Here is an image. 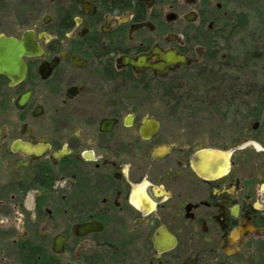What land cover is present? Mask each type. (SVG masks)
<instances>
[{
    "label": "flooded vegetation",
    "instance_id": "1",
    "mask_svg": "<svg viewBox=\"0 0 264 264\" xmlns=\"http://www.w3.org/2000/svg\"><path fill=\"white\" fill-rule=\"evenodd\" d=\"M167 2L0 0V264H253L264 250V75L252 59L225 78L216 145L173 122L166 89L200 63L208 21L192 9L168 33ZM169 51L191 63L157 71Z\"/></svg>",
    "mask_w": 264,
    "mask_h": 264
},
{
    "label": "rangeland",
    "instance_id": "2",
    "mask_svg": "<svg viewBox=\"0 0 264 264\" xmlns=\"http://www.w3.org/2000/svg\"><path fill=\"white\" fill-rule=\"evenodd\" d=\"M172 3L168 4L167 2L165 14L174 12L179 17L173 23H166L168 33L171 31L183 32L188 25L184 16L190 10L194 9L198 12L205 10L204 15L208 22L202 26L201 31L205 33L206 38L202 37L196 44L198 49L195 55V58L201 61L198 65L183 69L175 74L178 77H184L183 80H175L177 82L182 81L181 85L185 88L183 93L186 91L191 92L190 96L193 99L202 98L205 102L198 105L196 101L180 102L181 99H176L180 104L172 103V105L167 104V106L178 108L177 113L173 116V122L195 129L200 138L213 139L216 145V140L225 136V104L217 105L213 103L220 102V97L215 101L214 99H204L203 90L200 89L201 83L196 79H205L203 74L206 72L215 73L217 75L215 80L223 78L224 82L225 78L228 79V77L244 76L245 74L241 70L244 67L242 65L245 64V60L252 59L256 62H249L245 65L248 68H253L251 71L256 72H250L249 75L254 74L256 77L264 75L260 71L261 67L259 65L264 64V0H193V2L191 0H177V5L173 9L170 7ZM218 5L222 6L220 11L217 9ZM220 14L223 16L219 17ZM209 21L212 22L210 24L212 31L208 28ZM198 22L196 21L197 24ZM200 24L198 25L200 26ZM204 52L205 55L201 57L200 53ZM214 52L217 53V59L209 57ZM219 61L240 64L241 67L235 66L234 70H230L228 68L233 65L230 67L227 65L222 66L219 65ZM201 86L203 87V85ZM221 87L224 88L225 83ZM196 88H199L198 92H196ZM220 92L224 93L225 91ZM179 94L180 92H174L172 98ZM173 99L175 100V98ZM0 244L3 245L0 246V251L10 250L7 241L2 240ZM252 263L264 264V250L259 251L254 256Z\"/></svg>",
    "mask_w": 264,
    "mask_h": 264
},
{
    "label": "trees",
    "instance_id": "3",
    "mask_svg": "<svg viewBox=\"0 0 264 264\" xmlns=\"http://www.w3.org/2000/svg\"><path fill=\"white\" fill-rule=\"evenodd\" d=\"M211 59H217V53L214 52L213 54H211L209 56ZM224 61H219V65L225 66V63H223ZM234 67V66H232ZM206 72V71H205ZM205 79H196L199 81V83H201V85H203V87L200 85V89L203 90V97L204 99L207 98L206 100H210V99H214V101L220 97V102H213L214 104L217 105H224L225 104V92H220V91H225V87H221L225 82L224 79L222 78L221 80H215V78L217 77V75L215 73H211V72H206L205 74H203ZM201 78V77H200ZM203 80V81H202ZM182 81H178L175 83L174 86H168L167 87V91H171V92H180V94L178 96H175L173 98L175 99H181V102H194L196 101V104H201L204 103L205 101L202 100V98L199 99H193L192 96H190V93H188L187 91L185 93H183V91H185V88L181 85ZM219 83V84H218ZM211 89V90H210ZM213 89V90H212ZM196 92L199 91V88L195 89ZM211 92V93H210ZM201 99V100H200ZM211 103V104H213ZM180 104V103H178Z\"/></svg>",
    "mask_w": 264,
    "mask_h": 264
},
{
    "label": "water",
    "instance_id": "4",
    "mask_svg": "<svg viewBox=\"0 0 264 264\" xmlns=\"http://www.w3.org/2000/svg\"><path fill=\"white\" fill-rule=\"evenodd\" d=\"M173 19H175V15L174 14H169L168 15V20L169 21H172ZM186 19L188 21H193L194 20V13H190L186 16ZM17 46L21 48V56L23 57V55H28V51H26V49L24 48V45H23V42L21 44H19L17 42ZM164 57V60L165 62L164 63H161L159 64L158 66H155L154 68L158 71V70H165V73L166 74L168 71H169V66L171 65H189L191 62H190V59L185 56V55H181V54H177L173 51H169L167 52L165 55H163ZM123 63L125 64H131L133 65L134 67H137V63L135 60L131 59V58H127L125 57L124 60H123ZM213 156H222V153H219L217 151H213L212 152ZM225 156V154H224ZM225 163V162H224Z\"/></svg>",
    "mask_w": 264,
    "mask_h": 264
},
{
    "label": "bare ground",
    "instance_id": "5",
    "mask_svg": "<svg viewBox=\"0 0 264 264\" xmlns=\"http://www.w3.org/2000/svg\"><path fill=\"white\" fill-rule=\"evenodd\" d=\"M221 157V156H220ZM225 157V156H224ZM211 158V157H210ZM215 158V157H214ZM214 162H216V161H214Z\"/></svg>",
    "mask_w": 264,
    "mask_h": 264
}]
</instances>
